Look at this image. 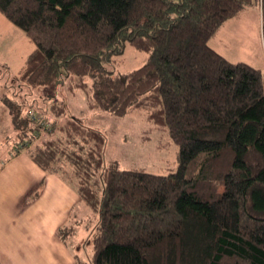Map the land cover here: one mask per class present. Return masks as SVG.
Returning <instances> with one entry per match:
<instances>
[{"label":"trees","instance_id":"1","mask_svg":"<svg viewBox=\"0 0 264 264\" xmlns=\"http://www.w3.org/2000/svg\"><path fill=\"white\" fill-rule=\"evenodd\" d=\"M251 1L0 0V14L34 45L18 76L29 89L78 78L67 86L85 92L89 109L145 111L178 147L168 175L120 170L104 161V134L75 118L44 128L16 115V128L35 134L28 146L49 136L33 162L74 182L98 212L91 260L74 264H264V72L208 45ZM126 45L148 59L114 74L107 66Z\"/></svg>","mask_w":264,"mask_h":264},{"label":"rangeland","instance_id":"2","mask_svg":"<svg viewBox=\"0 0 264 264\" xmlns=\"http://www.w3.org/2000/svg\"><path fill=\"white\" fill-rule=\"evenodd\" d=\"M260 21V2L252 0L219 27L215 34L218 44L212 45H216L218 54L227 61L246 63L262 70L264 50L263 56L258 54L260 41H257L261 36ZM33 51L34 45L23 32L0 14V247H8L4 237L19 233L21 242L24 236L30 235L26 241L33 246L32 250L51 255L58 264L90 262L98 212L79 199L75 186L62 174L49 175L32 167L27 175L35 179L36 184L22 188L25 185L21 179L23 175L15 172L25 164L28 167L29 161L23 151L28 149L35 134L31 136L28 130L24 135L16 128V115L28 119L32 116L38 120L44 118L48 124L56 122V127L75 118L86 127L104 134V161L116 163L120 170L139 169L154 175H168L178 168V147L166 131L157 129L147 120L145 111L116 117L108 112L89 109L85 92L80 87L70 89L67 86L68 82L79 83L78 78L66 80L65 85L58 87L29 89L18 76ZM147 59V53L126 45L123 55L107 69L123 75L142 66ZM83 82L90 84L88 78ZM48 96H54L57 104L64 105L62 116L55 117L48 111L54 100ZM29 126L33 127V121ZM56 134L54 132L53 136ZM44 136L48 135H39L38 140L31 144V150L46 139ZM18 154L21 157L16 159ZM27 194L33 196V202L25 198ZM20 247L26 249L18 246L23 254ZM28 253L34 258L39 256ZM25 257L31 259L30 256Z\"/></svg>","mask_w":264,"mask_h":264},{"label":"crops","instance_id":"3","mask_svg":"<svg viewBox=\"0 0 264 264\" xmlns=\"http://www.w3.org/2000/svg\"><path fill=\"white\" fill-rule=\"evenodd\" d=\"M235 17V16H234ZM232 19V18H231ZM225 23V22H224ZM223 23V24H224ZM222 24V25H223ZM221 27V26H220ZM219 29V28H218ZM217 29V31H218ZM216 31V32H217ZM216 32L212 35V37L209 39L208 41V45L211 49H213L214 51H216L218 53V49L216 47V45H212V44H218V36H215ZM260 35L259 36L260 38H257V41H260V43H258V49H259V52L258 54H261L263 56V50H264V41H263V37H262V24H261V21H260ZM263 47V49H262ZM262 51V52H261ZM220 54V53H219ZM223 57V56H222ZM238 63V62H236ZM263 69L261 70L260 68H256V69H259L263 72L264 70V65L262 67ZM43 118V117H42ZM44 119V118H43ZM44 121H47L44 119ZM48 122V121H47ZM45 138H49L48 136H44ZM35 146V145H34ZM30 151H31V148L30 146L28 147V149L25 148V151H23V154H24V157H27L29 163L28 164V167L26 166V164L23 166V168H19L16 170L15 173H18L19 175H23L21 177L22 179V182L25 184L24 187L22 188H25V186L27 185V187L29 185H32L36 182L35 179H32L30 176H28L30 174V171L31 169H39L41 170L34 162L33 160L31 159L30 157ZM21 157V154H18V156H16V159L17 158H20ZM14 159V158H12ZM11 159V160H12ZM33 167V168H32ZM36 171V170H35ZM42 171V170H41ZM44 172V171H43ZM46 173V172H44ZM28 174V175H27ZM49 175H54V173H47ZM18 175V176H19ZM58 175V174H57ZM69 181V180H68ZM70 183H72L75 188H76V185L74 182L72 181H69ZM36 184V183H35ZM76 191H77V188H76ZM77 194H78V191H77ZM25 195H26V192H25ZM33 196L27 194V197H25L27 200H31L33 202V199H32ZM79 197V195H78ZM80 199V197H79ZM81 200V199H80ZM82 201V200H81ZM83 202V201H82ZM84 203V202H83ZM85 204V203H84ZM86 205V204H85ZM68 230V229H67ZM59 231V230H58ZM63 230L60 229V232H62ZM21 237L19 233H11L10 236H7V237H4L5 239V243L6 245L8 244V247L7 248H2L0 247V264H30L29 261H31L33 264H58L56 262V260L53 259V257L51 255H45V254H40V253H36L34 250H32L33 246L28 242L26 241L27 239H29L31 236H24V240L21 242ZM21 245V246H24L26 250H22L21 247H20V250L22 252H24L23 254L18 250V246ZM28 252H33L34 254H37L39 256H36L34 258L33 255H28L30 253ZM25 256H30L31 259L28 260ZM34 258V259H33Z\"/></svg>","mask_w":264,"mask_h":264},{"label":"built area","instance_id":"4","mask_svg":"<svg viewBox=\"0 0 264 264\" xmlns=\"http://www.w3.org/2000/svg\"><path fill=\"white\" fill-rule=\"evenodd\" d=\"M32 121H34V122H38L37 124H39L40 126H42V127H46L47 126V124H46V122H44V121H42V120H38L36 117H34V116H32L31 118H30ZM33 139H34V137H33Z\"/></svg>","mask_w":264,"mask_h":264}]
</instances>
